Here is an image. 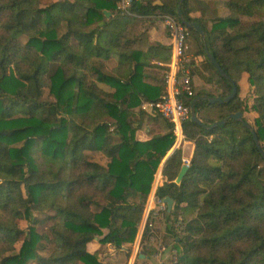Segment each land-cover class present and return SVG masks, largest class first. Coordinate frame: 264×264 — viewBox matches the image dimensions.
I'll list each match as a JSON object with an SVG mask.
<instances>
[{
  "label": "trees",
  "instance_id": "trees-1",
  "mask_svg": "<svg viewBox=\"0 0 264 264\" xmlns=\"http://www.w3.org/2000/svg\"><path fill=\"white\" fill-rule=\"evenodd\" d=\"M117 1L0 0V264L131 258L156 175L176 142L174 125L142 108L165 92L164 67L148 59L146 27L178 18L179 0H134L131 14L119 13ZM221 1L224 14L204 1L182 3L185 19L205 31L204 40L187 27V64L206 87L193 81L185 104L232 92L207 50L238 92L225 103L196 102L206 125L227 121L183 123L195 148L180 183L181 147L161 167L155 196L174 203L161 217L160 240L176 249L161 264H264V156L245 124L264 150V0ZM237 112L243 120L230 117ZM143 123L147 139L138 138ZM47 223L40 232L36 224ZM152 235L145 225L143 251ZM93 241L99 248L90 251Z\"/></svg>",
  "mask_w": 264,
  "mask_h": 264
},
{
  "label": "built area",
  "instance_id": "built-area-1",
  "mask_svg": "<svg viewBox=\"0 0 264 264\" xmlns=\"http://www.w3.org/2000/svg\"><path fill=\"white\" fill-rule=\"evenodd\" d=\"M134 0H118L117 11L121 14H131ZM165 25L172 38V61L164 72L165 92L157 101L149 102L169 122L174 125L177 138H184L183 123L191 117V107L185 104L182 94L193 95V79L187 62L190 56L186 52L188 47L189 30L178 18L172 15L164 17ZM190 159L184 158L183 165H190ZM167 210L164 199L153 196L146 208V221L150 229L155 230V218L160 217ZM154 239V235L151 236ZM175 255L176 249L172 251Z\"/></svg>",
  "mask_w": 264,
  "mask_h": 264
},
{
  "label": "crops",
  "instance_id": "crops-1",
  "mask_svg": "<svg viewBox=\"0 0 264 264\" xmlns=\"http://www.w3.org/2000/svg\"><path fill=\"white\" fill-rule=\"evenodd\" d=\"M201 1L207 2L208 5L210 7H212L210 0H193L192 4H193V6H195V8H197V5L200 4ZM156 2H158V1H156ZM107 12H109V11H107ZM193 14L194 15H200V10L193 11ZM110 16H111V13H110ZM110 16H107V17H110ZM141 29H144V28H141ZM146 29H147L148 38H149V41L151 44V47H149V49L147 51L148 59L152 63L164 67V69L161 70L162 76L164 78V72L167 69L170 62L172 61V38H171L169 31L165 25V22H163V21L156 20L153 22H148ZM197 57L199 59L196 61H199L201 59V55L196 54V56H193V59L195 60V59H197ZM155 70L159 71L158 69H155ZM249 104H252L251 98L249 99ZM142 108L150 111L151 107L149 105V101L144 102L142 105ZM250 115L253 117V115H256V113L251 111ZM149 130H150V126H148L146 123H143L141 128L138 130V138L139 139L149 138ZM178 147L182 148V154H183L182 160H184V158H189L191 160L193 152H194L195 144L193 141L187 140L185 137L184 138H182V137L177 138L176 137L175 145L168 152L166 158H168V156ZM165 159H164V161H165ZM164 161L162 162V164L159 168V171L156 175L155 183H154L153 189L151 191L150 197H149L148 202H147L148 205H150V200L152 199V197L155 196L154 192H155L156 185L158 183L163 182L160 171H161V167H162ZM146 208H147V205H146ZM145 221H146V210H145V213L143 216V221L141 223L139 233H138L136 242L134 244L133 252H132V255H131V258H130L128 264H135V257L137 255L139 256L140 259L146 260V264H150V263H148L150 257H153L155 259V261H153L151 264H161L162 262L167 261V255H168L167 254V248L163 244L160 243L161 248L159 250V252L162 253L163 258H165L163 261L159 260V258H158L159 252L155 251L152 253V252H150V251L148 252L146 250H145L146 251L145 252L140 247L141 234H142V230L144 228ZM155 228L156 229L158 228V232H159L158 235L162 236V234L164 233L163 226L157 227V225H156ZM154 240H155V236H154V239L151 241H154ZM151 246L155 247L156 245H151ZM88 248L90 251H94L97 248H99V243L97 241H93V242L89 243ZM173 250L174 249H172V251ZM140 255H142V256H140Z\"/></svg>",
  "mask_w": 264,
  "mask_h": 264
},
{
  "label": "water",
  "instance_id": "water-1",
  "mask_svg": "<svg viewBox=\"0 0 264 264\" xmlns=\"http://www.w3.org/2000/svg\"><path fill=\"white\" fill-rule=\"evenodd\" d=\"M184 0H179V4H178V7H177V16L178 18L180 19V21L187 27H190V28H194L198 31V33L200 34V36L205 40V31H204V28L197 22H189L185 19L184 15H183V12H182V3H183ZM105 14L107 16H110V13L105 11ZM207 54L211 60V62L215 65V67L217 68V70L220 72V74L222 76H224L225 78H227L228 80H230L233 84V89H232V92L226 96L225 98H222L221 96H212V97H207V98H204V97H197L193 100L192 104H191V120L194 121V122H197L198 124H200L201 126L205 127V128H213L217 125H220V124H223L227 121V119H222V120H218V121H215L211 126H208L206 125L205 123H203V121L197 116L196 114V109H195V104L198 100H201V99H207L209 103H225V102H229L232 98H234L238 92V87L236 85V83L232 80V78L229 76L228 73H226L223 68L220 66V64L217 62V60L213 57V55L207 50ZM231 118L233 119H236V120H243V113L242 112H237V113H234L230 116ZM246 126H248L250 129H251V132H252V135H253V138H254V141H255V144L257 146V148L262 152L263 156H264V150L262 149L261 147V144H260V139L257 135V133L255 132L254 128H252L250 126V124L248 122H245ZM189 167L187 165H183L177 178L175 179V182L176 183H180L182 178L184 177V175L186 174V172L188 171ZM164 201L165 203L167 204V209L168 211L170 212L172 210V207H173V199L171 197H166L164 198ZM142 256V255H140Z\"/></svg>",
  "mask_w": 264,
  "mask_h": 264
},
{
  "label": "rangeland",
  "instance_id": "rangeland-1",
  "mask_svg": "<svg viewBox=\"0 0 264 264\" xmlns=\"http://www.w3.org/2000/svg\"><path fill=\"white\" fill-rule=\"evenodd\" d=\"M210 2L212 4V8H217L219 14H224L223 3H222L221 0H210ZM160 21L165 22L164 19L163 20H160ZM198 59L199 58L197 57V59H195V60H198ZM193 81H194V84H195V88L196 89H201L204 86L206 87V85L203 83V81L201 79H199L197 76H194V80ZM243 87H244V90L246 91L247 90V87H246V83L245 82H243ZM247 97L251 98L250 95H248ZM247 118L250 120V117L249 116ZM95 158H96V160H101L102 161V159L100 157L96 156V155H95ZM161 217H162V215L158 218V222L156 223V225H157V227L163 226V230H164L165 229V222H164V219L161 218ZM18 224H19V226L22 229H25V230H27L28 227H29V222L26 219H20V220H18ZM36 225H37L38 230L40 232H45L50 224L47 223V224H44V225H42V224H36ZM154 232H155V240L154 241H151L150 240L149 244L146 245V247H145V250L146 251H148V252L150 251L152 253L155 252V251L159 252V250L161 248V244H160L161 243V240L159 238L160 235H158V233H159L158 232V228L157 229L155 228ZM20 244H21V242H18L16 244V247L19 248L20 247ZM151 245H156V246L154 247V246H151ZM167 254H168L167 255V261H168L169 258H173V254L174 253L172 251H167ZM158 258L161 261H163L165 259V258H163V255L160 252L158 254ZM153 261H155V259L153 257H150L148 263L151 264ZM29 264H43V263H41V262H39L37 260H34V261H31ZM136 264H146V260H144V261L143 260H140V261L137 260Z\"/></svg>",
  "mask_w": 264,
  "mask_h": 264
}]
</instances>
